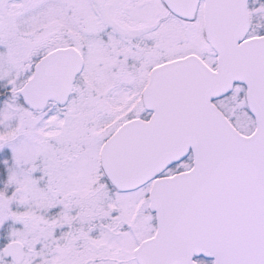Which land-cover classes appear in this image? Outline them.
I'll list each match as a JSON object with an SVG mask.
<instances>
[{"label":"snow or ice","instance_id":"1","mask_svg":"<svg viewBox=\"0 0 264 264\" xmlns=\"http://www.w3.org/2000/svg\"><path fill=\"white\" fill-rule=\"evenodd\" d=\"M0 264H264V0H0Z\"/></svg>","mask_w":264,"mask_h":264}]
</instances>
